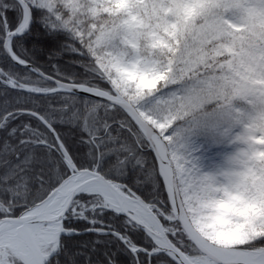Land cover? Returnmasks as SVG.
<instances>
[{"label":"snow or ice","instance_id":"snow-or-ice-1","mask_svg":"<svg viewBox=\"0 0 264 264\" xmlns=\"http://www.w3.org/2000/svg\"><path fill=\"white\" fill-rule=\"evenodd\" d=\"M63 39L38 0H0V264H264V234H193L171 195L172 145ZM224 206L203 204L213 218Z\"/></svg>","mask_w":264,"mask_h":264},{"label":"clouds","instance_id":"clouds-1","mask_svg":"<svg viewBox=\"0 0 264 264\" xmlns=\"http://www.w3.org/2000/svg\"><path fill=\"white\" fill-rule=\"evenodd\" d=\"M38 6L64 37L60 43H75L90 58L110 95L155 129L162 143L172 145L166 165L171 195L193 234L213 237L210 243L253 231L264 234V148L253 146L254 137L264 135V102L253 97L255 115L234 118L211 167L181 147V136L195 134L185 126L225 102L194 86L211 83L227 101L242 90L264 96V3L38 0ZM226 15L234 16L241 31L225 28L229 35L217 38L209 29ZM207 176L214 178L213 191ZM209 197L224 202L219 208L224 216L213 218V211L203 207Z\"/></svg>","mask_w":264,"mask_h":264},{"label":"rangeland","instance_id":"rangeland-1","mask_svg":"<svg viewBox=\"0 0 264 264\" xmlns=\"http://www.w3.org/2000/svg\"><path fill=\"white\" fill-rule=\"evenodd\" d=\"M233 12H235V10H233ZM233 21H234V16L230 18L229 16L226 15L224 17L223 22L217 21V23L211 26L209 30L214 32L217 35V37L229 35V33L225 32V28H231L236 32L241 31V27L235 24ZM253 97H259V99L261 100L264 96H261L260 93L255 89L242 90L236 93L233 96L232 100L229 101L226 105L224 104L222 109L218 110V112L220 113V117L218 121L219 127H215V143H223L224 138L231 131H233L231 125L233 124V120L237 115L241 113H244L245 115H255V113L252 110V106H249V108H241V107H237L234 103V100H241L247 104H251ZM235 131H239V129L237 128L235 129ZM250 143H253V141H250ZM201 146H202L201 143L197 141H192L190 144H188L186 150L188 152H191L192 156L201 157V161H203V163L209 167H211L214 162L219 160L220 154L225 148L224 146L220 154H215L214 156H208V155H203ZM253 146L264 148V135L255 136Z\"/></svg>","mask_w":264,"mask_h":264},{"label":"trees","instance_id":"trees-1","mask_svg":"<svg viewBox=\"0 0 264 264\" xmlns=\"http://www.w3.org/2000/svg\"><path fill=\"white\" fill-rule=\"evenodd\" d=\"M222 36H218L217 38H220ZM55 51V50H53ZM47 54L45 55L46 58ZM68 57H62L61 61L67 60ZM43 63V61H41ZM194 88L198 89L201 92H205L207 96L212 97L213 99H216L218 102L220 100H224L225 102L222 104L226 105L229 101H227L226 97L222 93H218V89L213 86L211 83H208L204 87L194 86ZM264 101V97L260 100ZM234 103L237 107L241 108H249V106H252V104H247L241 100H234ZM223 108V107H222ZM217 108V111L222 109ZM193 125L195 127H193ZM185 127L191 128L192 132L195 134H187L184 138L183 143L190 144L192 141H197L202 144V153L203 155L208 156H214L215 154H220L221 150L225 146V142L223 143H215V127H207L203 126L202 124H197L196 120L192 121L189 125H186ZM209 145H211L210 150H207L209 148Z\"/></svg>","mask_w":264,"mask_h":264}]
</instances>
